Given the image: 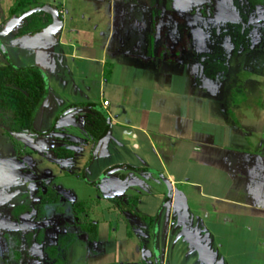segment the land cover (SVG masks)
<instances>
[{
	"label": "crops",
	"instance_id": "1",
	"mask_svg": "<svg viewBox=\"0 0 264 264\" xmlns=\"http://www.w3.org/2000/svg\"><path fill=\"white\" fill-rule=\"evenodd\" d=\"M32 2L60 12L59 37L17 39L22 21H8L9 5L0 47L13 65L36 67L45 78L46 97L30 131L58 145L42 160L40 182L76 191L82 179L96 192L72 203V222L56 219L52 231L41 223L43 263L147 264L150 250L160 264H264V26L256 24L249 49H236L231 68L251 78L235 79L205 68L187 33L173 39L170 20H184L170 0ZM88 114L105 121L98 141L85 128ZM57 147L74 156L55 158ZM73 148L86 158L80 173L70 162L79 156ZM27 184L30 203L22 212L29 219L44 202L63 210L59 187L37 193L34 180ZM10 193L0 190V203ZM2 206L22 232L17 260L11 227L0 226V264H35L28 239L40 240L38 227L20 223L15 206Z\"/></svg>",
	"mask_w": 264,
	"mask_h": 264
},
{
	"label": "rangeland",
	"instance_id": "2",
	"mask_svg": "<svg viewBox=\"0 0 264 264\" xmlns=\"http://www.w3.org/2000/svg\"><path fill=\"white\" fill-rule=\"evenodd\" d=\"M161 1L163 3L164 1L168 3L169 0ZM176 1H179L181 5L179 6ZM191 1L199 2V4L193 6L195 8L192 10V12H188L191 11L189 8L192 7L189 5ZM170 2L173 3L175 7H179L178 9L181 10L180 13L182 14H180L179 17L183 18L184 20L182 25H177V23L173 22L172 19L170 20L171 22L168 24V27L171 28V31H173V39L179 38L181 33H187V37L191 36L194 42L192 41L190 43V41H188L189 44L187 45H191L194 48H201V52L198 57L200 58L201 62L204 60L208 61H205L206 65L204 67L214 71V73L216 71H230L232 77L235 79L251 78L249 75H244L242 73L240 74L238 71L232 70L231 68L234 64L235 56L238 51L236 49L240 48L242 51L249 49L248 47L253 45L251 34L253 31L258 29L256 24L264 26V12L259 11L261 8L260 6L263 4L262 1L170 0ZM9 5H13L14 7L16 5V0H10V3H8L7 0H0V25L3 20L5 21L6 17H9L8 15H5V8ZM163 7H166V5L163 4ZM21 14V11H19L18 16H21ZM11 19H13V17H9L8 21ZM175 43L179 45L181 42L176 41ZM184 45H186L185 41L181 43V46ZM3 51L4 50L0 47V65L9 63L8 59L10 58V54L7 52V50H5L7 56H4ZM209 77L214 79L216 75L211 73ZM257 79L258 83L262 81L261 78ZM227 84L228 83H224L223 87H230L229 84ZM82 125V122H80V125L78 124V129H81ZM56 145H58L57 139H40L39 137L34 136V133L31 131H23L11 135L0 133V190L7 193L9 191L11 192L8 194L9 196L6 200L3 199L2 203H0V206H10L9 208H13L15 206V210L18 211L20 223L23 222L22 220L26 219L28 224H32L30 226L38 227L35 228V232L37 233V236H39L40 240L38 241L36 239L38 242H35L34 239H28L29 243L32 242L31 246L29 244V252L35 258V264H42L44 262V257L40 252L42 247L41 237L47 230L45 227H42L41 223L44 222L43 226L47 224L46 228L51 229L52 231L60 225V222L58 223L56 219H63L67 223L72 222V220H74V211L71 206L73 205L72 203H74L76 199H82L87 195L96 197L95 190L88 187L86 183L82 181L80 174H77L76 176L79 175L82 185L80 189L77 188L76 191L73 190V188L68 187V184H58L59 182L57 181L49 182L50 179H48V181L46 179L45 184L41 183V180L43 179L41 171L42 166L45 163L42 160H45L44 158L51 156L49 152V146ZM73 150H77L76 152L79 153V156L70 162H72V168H76V173H80L85 165L86 158L83 156V150L76 148H73ZM50 167V165H47L46 169H50ZM49 173L51 172L49 171ZM19 178L20 180L17 182V179ZM29 180H34V189L37 190V193H42L45 188L49 190L59 187L57 190L64 193L66 198L64 197L62 200V198L59 196L55 197L58 199L61 198L62 201L60 202V208L63 210L59 212L55 205L50 204L49 202H44L41 203V207H43V209H40V207H34V209H30L32 210V217L30 219L29 217L25 216L22 210L23 208L28 209L27 206L30 203V196L28 195L30 191L27 189V182ZM21 181L24 183L20 184ZM21 204H24L25 206L21 207ZM5 212L0 213V226L4 227L5 225H8L11 227V229L8 231H13V235L11 238L9 235V238L11 239V242L16 243L19 240L17 231H21V229L15 230L14 227H12V224L9 220V215H5ZM147 251L148 252L145 253L144 257L146 263L160 264L158 257L155 256L153 252H150V250ZM149 252L152 253V257L150 258L147 257ZM11 256H13V253H11ZM184 264H191V262H184Z\"/></svg>",
	"mask_w": 264,
	"mask_h": 264
},
{
	"label": "trees",
	"instance_id": "3",
	"mask_svg": "<svg viewBox=\"0 0 264 264\" xmlns=\"http://www.w3.org/2000/svg\"><path fill=\"white\" fill-rule=\"evenodd\" d=\"M260 1L264 3V0ZM36 8L38 6L32 0H16V5L11 9V17L18 16L19 11L21 16L27 14L17 29V39H25L51 23L52 18L48 14L32 12ZM45 97V78L38 68H19L11 62L0 66V127L5 134L32 130L36 113ZM85 128L97 141L105 136V121L99 114L95 117L88 114ZM52 155L59 160L71 159L74 156L73 151L66 147L54 148ZM83 207L81 203L76 204L79 210ZM20 247L21 242L18 240L11 248L13 258L16 257L17 260L21 255Z\"/></svg>",
	"mask_w": 264,
	"mask_h": 264
},
{
	"label": "water",
	"instance_id": "4",
	"mask_svg": "<svg viewBox=\"0 0 264 264\" xmlns=\"http://www.w3.org/2000/svg\"><path fill=\"white\" fill-rule=\"evenodd\" d=\"M32 12H44L52 18L51 23L47 27L33 33V35H31L32 37L44 40H54L59 37L62 32L63 21L60 12L56 8L45 5L43 7L32 10ZM26 15L27 14H23L22 16H15L11 21L18 24L26 17Z\"/></svg>",
	"mask_w": 264,
	"mask_h": 264
},
{
	"label": "built area",
	"instance_id": "5",
	"mask_svg": "<svg viewBox=\"0 0 264 264\" xmlns=\"http://www.w3.org/2000/svg\"><path fill=\"white\" fill-rule=\"evenodd\" d=\"M106 105H107V103H106Z\"/></svg>",
	"mask_w": 264,
	"mask_h": 264
}]
</instances>
